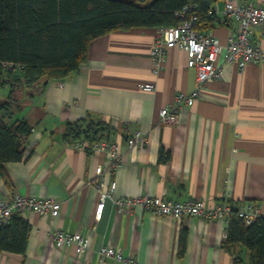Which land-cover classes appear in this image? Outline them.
<instances>
[{
  "label": "crops",
  "instance_id": "crops-1",
  "mask_svg": "<svg viewBox=\"0 0 264 264\" xmlns=\"http://www.w3.org/2000/svg\"><path fill=\"white\" fill-rule=\"evenodd\" d=\"M254 7L264 0H239ZM225 0L212 7L216 23L207 33L224 46L237 25L224 17ZM160 28L118 30L94 39L87 60L64 80H41L11 91L0 88V101L11 94L17 101L15 118L26 120L32 133L20 162L7 163L10 180L0 178V198L14 194L51 198L60 204L56 218L26 212L30 225L24 254L0 252V264H121L99 261L100 247L121 249L137 264H248V252L222 248L226 225L217 219L157 217L140 208L118 213L111 200L96 215L99 191L114 183L113 200L160 197L170 201H203L206 206L227 202L244 208L254 204L264 217V66L236 63L218 57L223 75L208 81L192 106H181L175 124L162 123L159 112L196 87V74L186 67V54L167 48L161 68L150 53ZM251 40L264 50V32ZM153 82L146 93L139 84ZM100 125L98 135L119 146L114 171L95 175L108 166L106 153L80 150L63 139L67 124ZM133 140L132 146L128 141ZM161 153L168 155L161 160ZM101 185V187H99ZM186 230L179 254L180 229ZM56 229L90 238L89 250L75 256L54 248Z\"/></svg>",
  "mask_w": 264,
  "mask_h": 264
},
{
  "label": "trees",
  "instance_id": "trees-1",
  "mask_svg": "<svg viewBox=\"0 0 264 264\" xmlns=\"http://www.w3.org/2000/svg\"><path fill=\"white\" fill-rule=\"evenodd\" d=\"M216 0H0V88L33 86L41 80L60 81L76 73L87 60L89 44L96 38L132 28L166 29L176 26V14L193 6L196 28L207 30L216 23ZM10 65L11 70L3 67ZM17 101L11 94L0 101V178L10 186L4 165L20 162L32 126L15 118ZM93 123L67 124L63 139L98 141ZM168 155L161 153L160 159ZM231 206L222 248L235 246L248 252V264H264V217L246 225L238 217L241 208ZM30 225L14 214L0 225V252L24 254ZM186 230L180 229L179 254L185 249ZM233 264H244L239 257Z\"/></svg>",
  "mask_w": 264,
  "mask_h": 264
},
{
  "label": "built area",
  "instance_id": "built-area-1",
  "mask_svg": "<svg viewBox=\"0 0 264 264\" xmlns=\"http://www.w3.org/2000/svg\"><path fill=\"white\" fill-rule=\"evenodd\" d=\"M193 9V6L185 7L176 14L179 20L176 26L160 29L150 53L155 67L161 68L167 48L176 46L186 54V67L193 69L196 74L195 89L188 95H178L174 104L160 110L159 117L162 123L175 124L180 107L192 106L200 96L204 85L208 81L218 79L223 75V67L218 62V57L222 52H224L226 63H236L240 72L251 63L264 66V50L251 40L253 31L262 30L264 32V5L254 7L251 3L241 4L239 0H225L224 17L227 21L236 24L237 30L224 46L211 34L196 28L198 19L193 13ZM212 13V11L209 12V14ZM3 67L8 70L12 69L10 65L6 64H3ZM139 88L143 92L152 93L155 91V84L144 82L139 84ZM133 144V140L128 141L129 146ZM73 145L80 150H90L93 153L109 155L110 163L108 166H96V177L104 172L110 175L121 157L119 146L107 139L98 141L79 140L75 141ZM113 189L114 183H111L108 191H99L95 208L97 216L102 213L107 200L113 202L118 213L126 211L131 214L134 208H140L157 217H171L176 220L199 217L204 220H221L227 225L231 213V206L227 202L208 207L200 200L174 202L160 197H124L113 200ZM26 212L56 218L60 212V204L51 198L23 197L19 194H14L9 200L0 198V225L6 224L12 215L17 214L22 217ZM237 214L246 225H249L260 215V212L256 205L249 204L239 209ZM225 235L226 230L224 237ZM52 240L55 250L65 252L72 249L75 256L83 255L90 248V238L82 233H68L56 229ZM97 254L99 261L111 259L121 264H137L136 259L124 256L121 249L100 247Z\"/></svg>",
  "mask_w": 264,
  "mask_h": 264
},
{
  "label": "rangeland",
  "instance_id": "rangeland-1",
  "mask_svg": "<svg viewBox=\"0 0 264 264\" xmlns=\"http://www.w3.org/2000/svg\"><path fill=\"white\" fill-rule=\"evenodd\" d=\"M125 1H129V2H131V1H133V0H125Z\"/></svg>",
  "mask_w": 264,
  "mask_h": 264
}]
</instances>
